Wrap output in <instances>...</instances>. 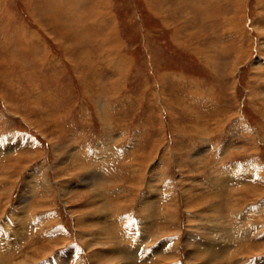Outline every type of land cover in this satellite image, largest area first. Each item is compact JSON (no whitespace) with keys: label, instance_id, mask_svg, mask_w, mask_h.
Here are the masks:
<instances>
[{"label":"rangeland","instance_id":"374dc122","mask_svg":"<svg viewBox=\"0 0 264 264\" xmlns=\"http://www.w3.org/2000/svg\"><path fill=\"white\" fill-rule=\"evenodd\" d=\"M260 1L0 0V264H264Z\"/></svg>","mask_w":264,"mask_h":264},{"label":"bare ground","instance_id":"6f19581e","mask_svg":"<svg viewBox=\"0 0 264 264\" xmlns=\"http://www.w3.org/2000/svg\"><path fill=\"white\" fill-rule=\"evenodd\" d=\"M225 2H227L228 0H224ZM202 2V1H201ZM262 2V0L260 1ZM227 4V3H226ZM234 4V3H233ZM236 10L238 11L239 10V7H241V2L240 1H236ZM206 17V16H205ZM58 20V18H57ZM227 20V19H226ZM232 23V22H231ZM235 23V26L237 27L239 25V22H234ZM233 24V23H232ZM110 34V33H109ZM112 38V36H111ZM106 40V39H105ZM103 45H106V41H104V44ZM241 56H237L234 60H236V62L233 63L236 64V63H239L240 60H241ZM260 62H262V60H260ZM264 62V61H263ZM258 66V65H257ZM235 67V66H234ZM237 67H235L234 69H236ZM234 71V70H233ZM236 71V70H235ZM12 149V148H11ZM75 156V155H74ZM76 157V156H75ZM71 158V156H70ZM72 160V159H71ZM68 161V160H67ZM98 219V218H97ZM99 220V219H98ZM174 220V219H173ZM100 221V220H99ZM94 223V222H93ZM101 223V222H100ZM103 223V221H102ZM109 223V222H108ZM96 225H98L97 223H95ZM104 226L101 227L102 229V232H103V229L106 230L108 228V225L106 223H103ZM100 226V225H99ZM215 227V226H214ZM23 228V227H22ZM217 230H214V231H209V232H205L203 233L200 237H194L193 235H189L186 239L187 241V246L190 247V255L189 257L191 258V260L193 261H199L201 259H207V264H214L216 263L215 262V259H216V255H214L213 253L215 252H211V251H215L214 249H216L218 247L219 244L217 243H220L218 242V240L215 238V236L217 235ZM15 233V232H14ZM196 236V235H195ZM11 237V236H10ZM24 237V236H23ZM224 238V237H223ZM222 238V239H223ZM221 239V240H222ZM165 242V241H164ZM240 243V242H239ZM238 243V244H239ZM166 244L165 243H160L157 248L155 249V255H153V257H151L152 259V263L156 264L158 262V259H156V255L158 254L159 258L162 259L163 261H165L168 257L169 254H164V250H166ZM222 248V247H221ZM125 250V249H124ZM218 250V248H217ZM219 251H221V249L219 248ZM137 252L136 251L132 256H137ZM224 252V251H223ZM212 253V254H211ZM102 256V255H101ZM162 256V257H161ZM10 257V256H9ZM64 258V257H63ZM62 258V259H63ZM61 260V259H60ZM122 261V260H121ZM160 262V260H159ZM61 263V262H60ZM145 263V261H144ZM145 264H148V262L146 261ZM202 264V263H201ZM218 264V263H217Z\"/></svg>","mask_w":264,"mask_h":264}]
</instances>
